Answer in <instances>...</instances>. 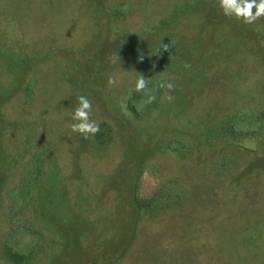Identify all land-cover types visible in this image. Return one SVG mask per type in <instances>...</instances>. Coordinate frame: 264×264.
Here are the masks:
<instances>
[{
    "label": "rangeland",
    "instance_id": "obj_1",
    "mask_svg": "<svg viewBox=\"0 0 264 264\" xmlns=\"http://www.w3.org/2000/svg\"><path fill=\"white\" fill-rule=\"evenodd\" d=\"M120 1L127 10L118 17L112 8ZM182 1L0 0L10 66L25 65L21 46L34 61L25 73L36 77L29 105L20 104L18 90L0 103L1 185L13 179L21 149L42 148L45 178L29 215L58 244L38 264H264V147L200 142L208 121L264 102V17L245 24L203 0L198 19L185 15L187 26L178 27L191 54L164 71L174 89L145 117L125 108L130 79L157 64L154 46L167 31L159 20ZM1 72L2 85L11 71ZM110 76L116 85H108ZM81 95L99 125L87 138L69 127ZM175 137L190 142L187 157L164 146ZM132 154L185 181L181 207L148 215L132 204ZM223 155L227 167L211 168Z\"/></svg>",
    "mask_w": 264,
    "mask_h": 264
},
{
    "label": "trees",
    "instance_id": "obj_2",
    "mask_svg": "<svg viewBox=\"0 0 264 264\" xmlns=\"http://www.w3.org/2000/svg\"><path fill=\"white\" fill-rule=\"evenodd\" d=\"M175 3L173 7L174 14L170 13V16H163L159 20L161 28L167 31L160 36L159 41L154 46L158 56L157 64L139 68L126 86L125 108L135 118L147 116L156 107L165 90L158 88L157 85L161 81L167 80L164 71H166L174 57H178L181 62L190 60L191 52L187 50L186 53L185 50V46L188 45L186 42L188 36L184 37L178 27L181 23L185 27L187 26L186 21H184L185 15H187L186 19H188V15H192L196 21L200 16L199 14H202L199 7L204 5V1L184 0ZM126 10L127 3L120 1L114 5L112 13L119 17ZM196 25L198 27V24ZM191 28L192 26L188 25V32ZM3 29L5 27L1 21L0 30ZM244 31L243 29L242 33ZM1 35L0 67L5 69L4 75H8L10 69L11 75L9 76L11 77L6 79L2 85L0 84V103L6 100L9 91L15 92L18 90L21 98L20 104L25 107L34 98L33 87L36 77L25 73L28 72L34 61L29 60L31 56L24 52L21 46H18V55L22 56L25 65L11 67L12 64L9 61L12 60L13 56V42L9 36H6V33H1ZM3 38L6 39L3 40ZM163 45H169L168 50L165 51ZM196 47L195 41L190 49ZM208 57L202 58V61L206 60L205 62H208L207 59L210 60V56ZM22 67L24 70H21ZM1 68L0 73H3ZM14 73H16L15 77L12 76ZM141 75L148 81V87L143 92H137L134 90V84ZM17 76L20 79L19 82L15 79ZM150 96L153 97L151 102L148 101ZM2 117L0 114V120ZM241 140L256 141L264 147V102L246 108L232 109L208 121L200 138V142L207 147H212L217 143L230 145ZM164 146L180 157H187L193 150L188 140L176 137L166 140ZM221 157L219 161H216L210 167L215 169L227 167L229 156L223 155ZM16 160L15 175L5 186L1 185L5 172L0 174V264H38L45 257L51 256L58 244V238L46 234L43 227L35 221L36 213L34 217L29 215L35 208V200L38 197L40 185L45 178L44 152L42 148L37 146L25 147L17 153ZM127 165L133 171L129 189L130 200L137 209L144 213L156 215L175 207H181L188 198L187 191L189 189L187 190L184 180L162 176L153 165L137 159L135 156L129 160ZM117 169L123 170L122 162L119 163Z\"/></svg>",
    "mask_w": 264,
    "mask_h": 264
},
{
    "label": "clouds",
    "instance_id": "obj_3",
    "mask_svg": "<svg viewBox=\"0 0 264 264\" xmlns=\"http://www.w3.org/2000/svg\"><path fill=\"white\" fill-rule=\"evenodd\" d=\"M217 6L221 10L222 14L241 20L245 24H252L261 17H264V0H216ZM169 45H163V49L168 50ZM174 79V78H172ZM109 86H114L117 83V79L114 76H110L107 80ZM148 87V81L143 75L137 78L134 84V90L137 92H143ZM158 88L173 90L175 85L169 80L161 81ZM168 100L172 99V96H166ZM78 105L75 107L71 119L74 121L69 127L74 133H80L84 138L90 135H94L99 130V125L90 119V113L92 111V102L85 96L81 95L78 98ZM153 97H148V101L151 102Z\"/></svg>",
    "mask_w": 264,
    "mask_h": 264
}]
</instances>
